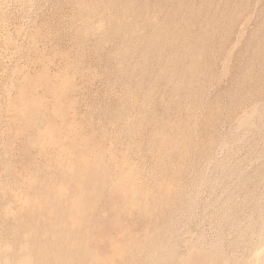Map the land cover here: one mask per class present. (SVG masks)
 <instances>
[{
  "label": "rangeland",
  "instance_id": "1",
  "mask_svg": "<svg viewBox=\"0 0 264 264\" xmlns=\"http://www.w3.org/2000/svg\"><path fill=\"white\" fill-rule=\"evenodd\" d=\"M0 264H264V0H0Z\"/></svg>",
  "mask_w": 264,
  "mask_h": 264
}]
</instances>
